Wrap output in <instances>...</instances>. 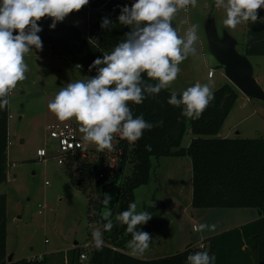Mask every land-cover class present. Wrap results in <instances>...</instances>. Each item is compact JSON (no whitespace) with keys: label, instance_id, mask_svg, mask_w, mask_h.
<instances>
[{"label":"rangeland","instance_id":"1","mask_svg":"<svg viewBox=\"0 0 264 264\" xmlns=\"http://www.w3.org/2000/svg\"><path fill=\"white\" fill-rule=\"evenodd\" d=\"M134 2L124 0V6L131 7ZM226 5L227 0L219 7L216 0H196L195 6L191 3L184 7L175 5L177 12L172 17L171 25L177 36L186 41L188 29L195 24L197 40L186 59L178 65L180 73L177 79L167 89L180 95L196 83H207L214 92L230 85L237 92L238 99L216 138L264 139V102L249 100L239 93L208 51L205 25L212 20L218 37L227 33L237 43L236 52L240 55L244 53L247 22H242L235 29L226 27L223 23ZM92 13L87 4L61 22L73 26L88 38ZM126 26L131 32L136 30L135 24ZM24 59L28 65L26 79L18 82L8 96L7 181L0 186V195L6 197V260L11 257L12 263H16L43 259L42 264H69L71 251L75 248H79L88 258L94 245L92 232H99L102 241L103 228L96 221L88 222V194L92 200L97 195L89 190V193H85L72 185L65 166L67 160L63 165L58 164L61 154L57 143L49 137L48 128L73 126L83 143L84 155L95 161L101 159L110 180L117 175L122 152L119 139L111 141V149L98 151L96 145L83 140L84 134L79 131L74 118L59 121L48 109L49 101L61 88L93 75L74 67L66 56H53L44 44L40 50L33 48ZM247 60L256 84L264 92V57H248ZM209 72L213 73L212 79H208ZM192 139L188 127L181 148L187 149ZM39 150L46 152L44 159L37 157ZM131 172L132 165L127 163L125 175L129 176ZM191 202L190 158L153 160L151 180L134 191V203L137 204V213L155 206V219L164 220L165 225L161 230L150 233L148 249L142 251L133 242H127L122 252L139 260L152 261L176 255L187 247L206 251L207 244L205 250L199 249L205 245V240L259 218L255 209H194ZM200 224L215 225V229L194 231L193 228Z\"/></svg>","mask_w":264,"mask_h":264},{"label":"trees","instance_id":"2","mask_svg":"<svg viewBox=\"0 0 264 264\" xmlns=\"http://www.w3.org/2000/svg\"><path fill=\"white\" fill-rule=\"evenodd\" d=\"M89 9L93 12L88 38L73 26L57 22L50 28V18H41L38 36L42 44L47 45L51 54L66 56L71 64L81 65V69L95 76L103 65L92 66L97 58L109 54L117 44L128 38L131 30L119 22L118 16L124 7V0H89ZM256 23L247 22L243 55L264 57V10H258ZM109 20L107 27L101 28L103 19ZM77 68V67H76ZM156 81L146 74H141L140 86L144 89L145 100L139 105L129 102L133 118L143 116L152 125L145 129L136 142L121 139L120 133H113V139H119L120 151L127 146L128 164L132 165L131 175L124 176L118 207L112 228L104 225L102 248L93 245L85 264H185L188 255L197 252L196 247H187L183 252L153 261L133 258L123 249L127 242H133V233L127 231V225L118 216L128 210L134 203V191L149 184L151 180L152 161L160 158H179L188 156L192 164V202L194 209H255L259 219L215 235L204 243L208 245L209 255L216 257L215 264H264V139H218L226 118L232 111L237 99V92L225 85L214 92V99L209 103L201 117L191 120L182 115L183 106L174 107L168 103L171 92L162 89L159 94L147 92ZM9 93L0 97L8 100ZM177 98L179 95L177 94ZM8 104L0 110V186L7 181V147H8ZM189 127L193 139L187 149L181 148L182 140ZM147 146H150V150ZM66 170L72 185L97 195L92 200L88 194V222L96 221L100 206L101 190L94 186L95 172L103 168L101 159L91 160L87 154L77 153L67 158ZM118 172V169H117ZM89 193V192H88ZM156 207H147L144 212L151 219L137 225L135 232L150 235L152 231L161 230L164 220L155 219ZM6 197L0 195V264H6ZM116 251H113V249ZM81 250L71 251L69 264H82L79 261ZM43 259L27 262L25 260L11 264H42Z\"/></svg>","mask_w":264,"mask_h":264},{"label":"clouds","instance_id":"3","mask_svg":"<svg viewBox=\"0 0 264 264\" xmlns=\"http://www.w3.org/2000/svg\"><path fill=\"white\" fill-rule=\"evenodd\" d=\"M88 3L89 0H0V97L26 79L25 56L33 48L42 49L38 36L42 29L38 21L50 18L49 27L54 28L57 22ZM189 3L195 6L196 0H135L131 7L124 6L118 20L123 25L135 24L136 30L109 54L93 61V67L103 65L95 76L70 82L61 88L48 103L50 112L59 121L74 118L79 131L84 134L83 140L96 145L98 151L112 148L113 133H120L121 139L128 142L140 139L143 131L151 130L152 125L142 115L133 118L129 102L139 105L145 100V90L140 86L142 73L156 81L146 89L151 94H159L177 79L178 65L186 59L197 40V26L193 24L188 29L185 41L177 36L171 20L177 12L176 4L184 7ZM223 4L224 0H216L218 7ZM258 10H264V0H227L223 23L230 29L237 28L242 22L256 23L261 19ZM109 23L105 18L100 26L104 28ZM213 99L214 90L209 84L196 83L180 93L179 98L173 92L168 103L174 107L183 106L182 115L197 120ZM8 103V100L0 101V110ZM147 147L150 150V146ZM136 209V203L130 204L118 219L127 225V231L134 235L136 247L143 251L149 248L150 237L134 229L151 219V215L143 211L137 213ZM107 215L105 211L104 216ZM105 228L110 230L111 222ZM206 228L214 230L215 225L200 224L196 231ZM99 235L97 231L92 232L97 250L102 248ZM215 262L214 254L210 256L208 251H197L187 256L185 264Z\"/></svg>","mask_w":264,"mask_h":264},{"label":"water","instance_id":"4","mask_svg":"<svg viewBox=\"0 0 264 264\" xmlns=\"http://www.w3.org/2000/svg\"><path fill=\"white\" fill-rule=\"evenodd\" d=\"M205 35L208 51L223 68L228 82L247 99L264 102V92L253 78V70L250 63L245 56L236 52V41L227 33H223L221 38L218 37L212 20L207 21L205 25ZM121 152L122 154L118 161V172L115 178L110 180L103 168H99L95 172L94 186L101 190L96 224L101 227L111 222L116 215L125 169L128 163L127 146ZM106 199L107 203H105ZM105 211L108 213L106 217L104 216ZM11 259V257H8L7 264H11Z\"/></svg>","mask_w":264,"mask_h":264},{"label":"built area","instance_id":"5","mask_svg":"<svg viewBox=\"0 0 264 264\" xmlns=\"http://www.w3.org/2000/svg\"><path fill=\"white\" fill-rule=\"evenodd\" d=\"M213 73H208V78H212ZM49 137L57 143L58 151L61 154L58 159V164L63 165L68 157L73 156L77 153L84 155L83 143L78 137V134L73 126L62 125V126H51L48 128ZM64 156V157H63ZM37 157L44 159L46 157V152L44 150L37 151ZM65 160V161H64ZM195 231L196 228L194 227ZM200 250H205V245L199 247ZM87 260L85 253H81L79 256V261L84 262Z\"/></svg>","mask_w":264,"mask_h":264},{"label":"crops","instance_id":"6","mask_svg":"<svg viewBox=\"0 0 264 264\" xmlns=\"http://www.w3.org/2000/svg\"><path fill=\"white\" fill-rule=\"evenodd\" d=\"M66 23V22H65ZM68 24V23H67ZM213 78V77H212ZM212 78H208V79H212ZM259 218H257V219H255V220H253V221H256V220H258ZM253 221H250V222H253ZM243 226V225H242ZM237 228H239V227H237ZM206 249V248H205ZM7 255V254H6ZM153 261V260H152Z\"/></svg>","mask_w":264,"mask_h":264}]
</instances>
